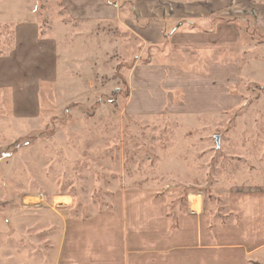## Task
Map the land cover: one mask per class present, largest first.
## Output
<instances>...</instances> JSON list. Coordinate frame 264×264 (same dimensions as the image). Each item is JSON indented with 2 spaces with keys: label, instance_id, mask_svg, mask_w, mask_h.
Wrapping results in <instances>:
<instances>
[{
  "label": "rangeland",
  "instance_id": "1",
  "mask_svg": "<svg viewBox=\"0 0 264 264\" xmlns=\"http://www.w3.org/2000/svg\"><path fill=\"white\" fill-rule=\"evenodd\" d=\"M111 1L120 22L83 35L61 23L58 0L3 2L59 41L36 116L0 94V264L55 261L66 222L112 212L118 193L152 189L170 216L200 194L223 218L232 187L264 186V0H159L200 35L190 49L185 36L169 45L177 21L144 44L135 5L150 0ZM12 46L0 31V50Z\"/></svg>",
  "mask_w": 264,
  "mask_h": 264
},
{
  "label": "crops",
  "instance_id": "2",
  "mask_svg": "<svg viewBox=\"0 0 264 264\" xmlns=\"http://www.w3.org/2000/svg\"><path fill=\"white\" fill-rule=\"evenodd\" d=\"M58 1L61 23L80 27V34L90 24L120 22V7L111 0ZM3 2L0 31L8 34L11 28L13 46L7 53L0 50V94H10L17 117L31 118L38 113L41 85L57 79L59 39L44 36L38 17L27 16L24 4L10 8ZM166 3L135 5L139 19L147 22L136 33L146 46L160 44L175 19L174 5ZM176 21L167 37L170 47L176 48L185 36L186 48H192L194 36L200 35L192 33L194 26L184 30L183 19ZM114 204L112 212L66 222L56 260L45 264H255L264 258V186L232 187L229 215L223 218L210 212L203 198L196 214L188 208L170 216L166 197L152 189L118 193Z\"/></svg>",
  "mask_w": 264,
  "mask_h": 264
},
{
  "label": "built area",
  "instance_id": "3",
  "mask_svg": "<svg viewBox=\"0 0 264 264\" xmlns=\"http://www.w3.org/2000/svg\"><path fill=\"white\" fill-rule=\"evenodd\" d=\"M198 199H200V201ZM188 203H189V208L191 212L196 214L198 210L196 209L195 206L198 204L201 206L202 196L200 194H190L188 198Z\"/></svg>",
  "mask_w": 264,
  "mask_h": 264
}]
</instances>
